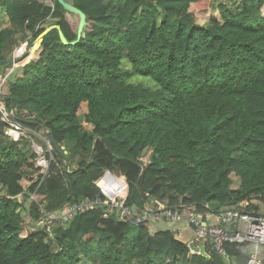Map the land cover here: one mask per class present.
I'll return each mask as SVG.
<instances>
[{
	"label": "trees",
	"instance_id": "obj_1",
	"mask_svg": "<svg viewBox=\"0 0 264 264\" xmlns=\"http://www.w3.org/2000/svg\"><path fill=\"white\" fill-rule=\"evenodd\" d=\"M68 1L88 21L80 40L58 43L51 29L1 89L13 119L35 139L50 132L55 147L44 175L27 134L0 145V264H82L81 255L90 264H247L250 248L238 243H226L223 255L209 243L206 256L193 254L195 228L185 221L175 225L181 237L151 233L147 222L104 218L102 207L55 228L54 240L30 227L22 234L31 194L27 211L37 220L44 202L55 211L99 196L93 181L103 169L125 176L136 211L159 199L194 205L202 217L241 202L264 214V0H237L233 9L218 2L205 24L191 8L215 0ZM50 19L76 39L79 17L57 0H0V61L31 45ZM137 75L150 82H133Z\"/></svg>",
	"mask_w": 264,
	"mask_h": 264
},
{
	"label": "built area",
	"instance_id": "obj_2",
	"mask_svg": "<svg viewBox=\"0 0 264 264\" xmlns=\"http://www.w3.org/2000/svg\"><path fill=\"white\" fill-rule=\"evenodd\" d=\"M11 72L12 70L0 77L1 88ZM1 88L0 119L5 123L3 132L9 139L18 141L28 133V129L13 119L12 110L9 111L5 106ZM42 139L50 152L52 148H49L51 146L48 138L44 135ZM34 150L41 151L42 148L35 144ZM37 163L44 169L48 166L49 160L42 158L38 159ZM96 179L93 183L99 190V196L64 205L52 212H45L39 204L41 216L34 222L36 229L44 232L46 237L54 238L56 223L61 222L67 225L78 213L103 207L105 218L115 214L119 221L131 224L147 222L151 233L154 224L165 222L175 227L178 221L183 220L186 225L195 228V236L190 242L196 247L209 243L214 251L223 255L226 243L243 244L250 248L247 264H264V214L249 212L245 208V202L233 208L222 209L218 213H207L204 217L196 212L194 205L171 206L159 199L151 200L152 207L149 202L141 211H136L134 207L126 203L129 185L125 176L106 170ZM174 231L178 237L182 236L181 229ZM192 253L200 254L198 250Z\"/></svg>",
	"mask_w": 264,
	"mask_h": 264
},
{
	"label": "rangeland",
	"instance_id": "obj_3",
	"mask_svg": "<svg viewBox=\"0 0 264 264\" xmlns=\"http://www.w3.org/2000/svg\"><path fill=\"white\" fill-rule=\"evenodd\" d=\"M237 0H215L214 2H213V4H212V6L210 7V8H207L206 10H201V11H197L194 7H192L191 9H192V11L194 12V14H195V16H196V19H197V22L199 23V24H205V23H207V21L209 20V16H210V10L211 11H215V8H216V6H217V3L218 2H222V3H226L229 7H232L231 9H233L235 6H236V4H237V2H236ZM46 3H48V4H51V0H46ZM67 18L69 19V21L72 23V25L73 26H75L76 25V23H77V18H75L74 16H68L67 15ZM55 21L53 20V19H50V20H48L47 22H45L44 23V26H49V25H52L53 23H54ZM28 44L27 43H25V42H23V43H20L19 45H17L15 48H14V50H13V52H12V54L10 55V57L13 55V54H21L22 53V51L20 52V53H17V51L19 50V48L20 49H22L23 50V48L24 47H26ZM31 49H30V52L31 51H33V54H32V56H27L28 58H25L24 60H23V62H16V63H11V65L9 66V68L7 69V70H9V69H12L13 71V73L11 74V77L10 78H14V76H16L17 75V73L19 72L20 74H18V76H20L21 75V67L24 65V64H26V63H28L31 59H33L34 57H36V53H38V51H36L37 49H38V46H37V43H32L31 44ZM2 70V66L0 65V71ZM133 80V82H140V83H149L150 82V80L147 78V77H145V76H142V75H137L136 77H134V79H132ZM84 111H85V105L83 104V106L79 109V111H78V114L79 115H82L83 113H84ZM0 128H1V126H0ZM4 130V129H3ZM43 133H45V131H40V132H35L34 134H35V136L37 137V139L38 140H41V141H43L41 138L43 137ZM0 134H2L3 136H1V137H5V138H3V140H5V142H3V143H9V141H11V139H9L7 136H5V134H4V132H1ZM29 134L30 133H27V136L29 137V138H27L28 140H29V143H31V145H32V147L34 148V145L36 144L37 146H40L41 148L43 147L42 145H39L38 143H37V139H35V138H33V136H29ZM1 141V140H0ZM12 141H16V140H12ZM45 142V141H44ZM48 146V145H47ZM51 146V145H50ZM49 147V146H48ZM49 148H52V147H49ZM46 149H44V151H45ZM39 155H41V154H39ZM48 155H49V161H50V153H48ZM38 157L36 156V159H37ZM75 166H76V164H75ZM45 169V170H44ZM41 168V170L43 171V172H48V171H46L48 168L46 167V168ZM64 171L65 172H69V166H68V164L65 162L64 163ZM106 170H108V169H103L102 170V172H104V171H106ZM114 173H118V172H114ZM119 174V173H118ZM124 176V175H123ZM100 177V176H99ZM98 177V178H99ZM97 178V179H98ZM96 179V180H97ZM238 181H239V179L237 178V177H234L233 178V186H235V185H237L238 184ZM21 184H22V186L26 189L27 187H28V185H29V181L27 180V179H22L21 180ZM131 184V187H130V189H131V194H133L134 192H135V187H134V185H135V183L134 182H131L130 183ZM20 199H21V196L19 197ZM30 201H35V198H34V196H33V194H31L30 195V197L28 198V200L26 201V206H25V208H22V209H20V214H21V217H22V220H23V231H22V234H25V227L26 228H28V227H30L31 229H36V225H35V220H32L31 218H29V215H28V211H27V208H28V204H29V202ZM44 204H45V202L41 205V207L43 208V210L45 211V212H52V211H47V210H45V207H44ZM65 205H68V204H65ZM64 206V205H63ZM62 206V207H63ZM61 207V208H62ZM133 207V206H132ZM150 207H152V203H150ZM98 208V207H97ZM103 208V207H102ZM58 210V209H57ZM56 210V211H57ZM103 214H104V208H103ZM112 216V215H111ZM103 217H104V215H103ZM110 217V216H109ZM105 218V217H104ZM161 223H165V222H160L159 224H161ZM165 224H167V225H170L169 223H165ZM30 225V226H29ZM158 224H154L153 225V228H152V230H153V232L152 233H154L155 231H157L156 229H155V226H157ZM167 225H165V227L167 226ZM170 226H172V225H170ZM58 227H66V225L65 224H62L61 222H58V223H56L55 224V228H58ZM169 228V227H168ZM47 238V241H51V240H54V238H49V237H46ZM51 245H52V248H53V250H56V244L55 243H51ZM81 262H82V264H90L86 259H84V257L81 255Z\"/></svg>",
	"mask_w": 264,
	"mask_h": 264
},
{
	"label": "water",
	"instance_id": "obj_4",
	"mask_svg": "<svg viewBox=\"0 0 264 264\" xmlns=\"http://www.w3.org/2000/svg\"><path fill=\"white\" fill-rule=\"evenodd\" d=\"M61 6L64 8L65 11H68L70 13H76L79 17V21H78V26H77V36L76 39L72 42H69L64 34L62 33L60 27L57 24H52L47 26L44 31L39 35V37L34 41V43H37V46H40V43L42 42V38L43 36L50 31L51 29L56 28L58 30V34H59V42L65 44V45H74L76 44L80 38L83 35L84 29L85 27L88 25V21L86 19V15L79 10L78 8H76L74 5H72L68 0H57ZM31 45H27L26 47L23 48L22 53L19 55L17 54H13L11 57L7 58L6 60L0 61V65L3 63H16V62H22L25 58H27V56L30 54V49H31ZM46 136L48 137L51 147L54 148V142H53V138L50 132H46ZM45 175H47V173H45ZM135 208V206H133ZM72 221H69L66 225L67 228L70 227ZM189 249L192 251H196L198 250L202 255L206 256V253L204 251V247L203 245H200L199 247H196L192 242L189 243Z\"/></svg>",
	"mask_w": 264,
	"mask_h": 264
},
{
	"label": "crops",
	"instance_id": "obj_5",
	"mask_svg": "<svg viewBox=\"0 0 264 264\" xmlns=\"http://www.w3.org/2000/svg\"><path fill=\"white\" fill-rule=\"evenodd\" d=\"M30 56H31V54H30ZM13 73V72H12ZM18 74H20V73H17V75ZM0 77H1V74H0ZM2 132H3V128H2ZM0 133H1V129H0ZM1 136H3L2 134H0V145H2V144H5V143H3V142H5V140H3V138H5V137H1ZM42 139V138H41ZM43 141H44V139H42ZM10 142V141H9ZM44 149H46L45 151H44ZM52 150V149H51ZM42 151H43V153H42ZM35 152L37 153V155H38V157H39V159H42V158H45V159H47V160H49V155H48V153H50V160L52 159V153H51V151L49 152L48 150H47V147H46V143H45V148H43L42 147V150L41 151H36L35 150ZM39 154H41V155H39ZM46 154L48 155V158H46ZM41 168H42V166H41ZM46 173H48V172H46ZM44 175H45V173H44ZM4 191L3 190H0V193H3ZM164 202L165 203H168V200H164ZM180 205V203L178 202L177 203V206H179ZM30 218V217H29ZM165 225H167V224H165V223H161V224H158L157 226H155V229L156 230H158V229H167L168 227V229H171V230H176L175 229V227H173V226H170V225H167L166 227H165ZM183 225H184V223L183 222H181V223H179L178 225H177V227L178 228H181V229H183ZM30 226V225H29ZM177 228V229H178Z\"/></svg>",
	"mask_w": 264,
	"mask_h": 264
},
{
	"label": "clouds",
	"instance_id": "obj_6",
	"mask_svg": "<svg viewBox=\"0 0 264 264\" xmlns=\"http://www.w3.org/2000/svg\"><path fill=\"white\" fill-rule=\"evenodd\" d=\"M28 45H29V44H28ZM30 54H31V52H30ZM30 54H29V55H30ZM27 58H28V57H27ZM22 62H23V61H22ZM10 70H12V69H10ZM10 70H9V71H10ZM12 71H13V70H12ZM11 73H12V72H11ZM2 76H3V75H1V77H2ZM9 76H10V75H9ZM0 88H1V87H0ZM1 89H2V88H1ZM2 97H3V96H2ZM3 99H4V98H3ZM44 135L46 136V132L43 133V137H44ZM46 137H47V136H46ZM47 138H48V137H47ZM48 140H49V139H48ZM49 142H50V141H49ZM50 145H51V144H50ZM191 252H192V250H191ZM200 255H202V254L200 253Z\"/></svg>",
	"mask_w": 264,
	"mask_h": 264
},
{
	"label": "bare ground",
	"instance_id": "obj_7",
	"mask_svg": "<svg viewBox=\"0 0 264 264\" xmlns=\"http://www.w3.org/2000/svg\"><path fill=\"white\" fill-rule=\"evenodd\" d=\"M21 51H22V49L19 48V50L17 51V53H20ZM42 153H43V151H42ZM43 159H45V158H43ZM41 171H42V170H41ZM42 172H43V171H42ZM43 173H45V172H43ZM182 221H183V220H182ZM179 222H181V221H178L177 224H175V225H178ZM175 225H174V226H175ZM203 247H204V246H203Z\"/></svg>",
	"mask_w": 264,
	"mask_h": 264
}]
</instances>
